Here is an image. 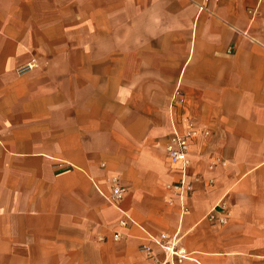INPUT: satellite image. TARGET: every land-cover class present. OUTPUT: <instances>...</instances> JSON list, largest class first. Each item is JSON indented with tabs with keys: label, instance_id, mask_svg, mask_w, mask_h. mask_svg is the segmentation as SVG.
I'll list each match as a JSON object with an SVG mask.
<instances>
[{
	"label": "crops",
	"instance_id": "crops-1",
	"mask_svg": "<svg viewBox=\"0 0 264 264\" xmlns=\"http://www.w3.org/2000/svg\"><path fill=\"white\" fill-rule=\"evenodd\" d=\"M200 1L0 0V264H264V48L238 32L264 40V0ZM176 88L174 119L209 129L183 212ZM223 203L227 222L209 218ZM161 232L183 255L148 239Z\"/></svg>",
	"mask_w": 264,
	"mask_h": 264
},
{
	"label": "built area",
	"instance_id": "built-area-1",
	"mask_svg": "<svg viewBox=\"0 0 264 264\" xmlns=\"http://www.w3.org/2000/svg\"><path fill=\"white\" fill-rule=\"evenodd\" d=\"M213 0H201L197 2L198 11L208 10L212 12L209 7V3ZM255 8H248V12L251 13V18L253 17ZM261 31L264 32V25L261 27ZM238 32L247 36L251 40L259 43L264 48V40L259 39L256 35L252 34L247 28L238 29ZM38 61L35 58H32L29 62H27L24 66L31 67L38 65ZM23 66V67H24ZM183 102V95L179 88H176L175 91L171 95L170 105L171 113H170V123H171V131L168 137V140L165 144V151L170 159V161L174 163H180V175L174 181L168 183V186L171 188L173 194L177 197L180 203V207L182 212L187 209V205L185 203L186 194L193 188V181L190 180L187 176V165L190 161V144L192 138L200 133L206 135L209 133V129L205 126L198 124L195 118L190 114H183L179 121L177 122L172 115V107L175 104H181ZM218 162L224 163L221 158L216 155L211 158L208 162L210 167L214 166ZM107 180L111 184V190L109 193L104 194L105 198L113 203L119 210L122 212V216L119 219V224L121 226L126 225V223L131 220V217L128 215L126 210L122 208L118 204V200L124 195L126 191V185L123 184L119 177L116 174H110L107 176ZM230 214V210L228 206L223 203L220 204V207L213 208L208 216L211 219L218 220L220 223L227 222V218ZM121 236V232L119 229H116L112 232L113 239H119ZM166 233L161 232L158 236L153 234H148V239L152 240L163 249H171L173 254L180 257L183 254H179L178 250H173V246L170 245L169 238H166ZM143 251L147 253H152L153 249L148 242H142L139 246ZM149 264H174L173 259H163L158 260L153 258Z\"/></svg>",
	"mask_w": 264,
	"mask_h": 264
},
{
	"label": "rangeland",
	"instance_id": "rangeland-1",
	"mask_svg": "<svg viewBox=\"0 0 264 264\" xmlns=\"http://www.w3.org/2000/svg\"><path fill=\"white\" fill-rule=\"evenodd\" d=\"M124 49H125V48H120V47H119V48H118V53H119V54L124 53ZM159 119L161 120V119H162V116H160ZM162 122H163V120H162ZM159 128H160L161 138L164 140V139L166 138V136H165V134H166V130H165V128H164L163 126H159Z\"/></svg>",
	"mask_w": 264,
	"mask_h": 264
}]
</instances>
